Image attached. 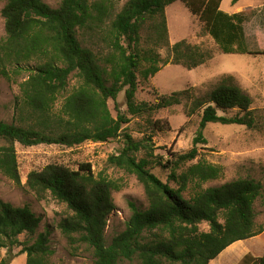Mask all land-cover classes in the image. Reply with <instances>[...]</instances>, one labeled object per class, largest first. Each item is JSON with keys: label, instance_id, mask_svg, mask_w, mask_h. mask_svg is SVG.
<instances>
[{"label": "trees", "instance_id": "trees-1", "mask_svg": "<svg viewBox=\"0 0 264 264\" xmlns=\"http://www.w3.org/2000/svg\"><path fill=\"white\" fill-rule=\"evenodd\" d=\"M238 0H234L236 3ZM182 2L198 17L203 30L224 54L259 55L247 48L243 12L227 14L222 0H129L116 11L110 0H62L52 8L42 0H7L1 10L6 37L0 42V76L17 83L29 123L0 121V172L20 185L15 145L41 144L72 148L84 142L105 143L122 137L124 147L108 164L133 175L142 185L145 210L129 203L125 229L108 243L105 230L114 210L117 186L89 163L76 170L49 164L27 175L25 187L37 201L53 202L59 209L57 224L71 256L88 252L93 264H209L230 247L242 245L264 231L256 222L255 204L264 206L263 187L254 179H237L201 190L218 180L222 169L199 159L198 146L206 144L208 124L257 128L252 100L238 86L223 81L201 97L189 90L158 96L153 103L137 102L138 76L143 80L160 71L157 50L166 48L172 65L194 70L212 59L209 51L181 40L170 46L165 11ZM84 38L96 35L110 49L105 56L83 47ZM142 44L148 46L142 49ZM142 63L146 67H142ZM25 74L26 80L19 82ZM79 85L68 92L70 77ZM124 92L126 114L114 118L108 108ZM62 105L58 111V101ZM184 104L186 117H199L192 149L185 153L154 155L147 142L135 141L122 126L132 118L144 120L149 132L164 131L166 122L156 113ZM232 116H226L229 112ZM219 112L223 115H219ZM129 115L130 118L127 116ZM143 156L138 158V153ZM167 173L163 182L151 172ZM191 185L196 191L188 198ZM41 218L29 205L13 207L0 200V249L20 246L18 237L32 238ZM206 224L207 231L200 230ZM50 228L21 248L26 264H51ZM9 258L0 264H9ZM242 264H264L246 256Z\"/></svg>", "mask_w": 264, "mask_h": 264}, {"label": "rangeland", "instance_id": "rangeland-1", "mask_svg": "<svg viewBox=\"0 0 264 264\" xmlns=\"http://www.w3.org/2000/svg\"><path fill=\"white\" fill-rule=\"evenodd\" d=\"M52 8H57L62 0H42ZM95 1V0H90ZM116 11H120L129 0H110ZM222 0L220 9L227 14L243 12L246 21L243 24L247 48L251 52L264 53V7L260 4L264 0ZM7 0H0V42L5 39V23L1 10ZM257 6V7H251ZM168 41L170 46L186 40L202 51H209L212 59L194 70H187L182 66L172 65L169 52L166 48L157 50L160 59V71L148 80L138 76L137 102L153 103L158 96L170 95L174 92L189 90L193 97H201L211 91L218 84L225 81L238 86L251 100V109L256 113L257 128L248 130L238 125H221L210 123L204 130L206 144L199 145L197 150L199 159L222 169L218 180L201 185V190L219 187L237 179H254L263 187L264 196V54L240 55L222 53L214 41L203 30V24L198 17L193 16L182 2H175L165 11ZM78 38L83 47L91 49L98 56H105L108 49L100 37L89 34L83 38L78 31ZM142 49L148 48L142 44ZM142 67H146L142 63ZM25 74L19 82L26 80ZM79 85L76 77H70L68 92ZM62 105L59 100L55 106L58 111ZM111 115L116 118L117 112L126 114L124 92L119 93L116 101L107 102ZM28 110L24 107L17 83L7 82L0 76V121L8 124L23 126L29 123ZM229 112L226 116L234 115ZM219 115H223L219 112ZM129 118L130 116L127 115ZM154 119L166 122L168 128L164 131L149 132L141 118H132L129 124L123 125L124 133H128L135 141L147 142L153 148L154 155L169 153H185L192 149V141L196 135L199 117H186L184 104L164 109L155 114ZM4 143L0 141V146ZM124 147V139L118 137L105 143L87 141L81 145L68 148L59 145H37L23 147L15 145L17 162L20 174V185L7 178L0 172V200L19 208L29 205L32 212L41 218L36 235L32 238L26 235L18 237L19 245L11 252L0 249V262L9 258V264H26V254L21 248L32 243L37 234L50 228V247L53 255L51 264H93L88 252L80 251L78 256H71L65 239L57 229L60 220L58 207L53 202L37 201L34 195L25 187L27 175L32 171H40L49 164H60L71 170H76L81 163H89L94 175L102 174L117 186L112 192L114 210L109 215L105 238L111 239L125 229V224L131 215L129 203H134L139 209L147 208V201L142 185L133 175L108 164V158L118 155ZM143 156V152L137 157ZM151 172L163 182L167 173L160 168H152ZM191 185L184 194L188 198L196 191ZM256 222L264 227V206L262 201L255 204ZM200 230L207 231L206 224L200 225ZM264 255V231L242 245L232 246L222 252L209 264H242L244 258L250 256L260 258Z\"/></svg>", "mask_w": 264, "mask_h": 264}, {"label": "crops", "instance_id": "crops-1", "mask_svg": "<svg viewBox=\"0 0 264 264\" xmlns=\"http://www.w3.org/2000/svg\"><path fill=\"white\" fill-rule=\"evenodd\" d=\"M258 1H260V0H258ZM221 3H222V2H221ZM260 6H261V7H264V3H261ZM251 7H257V6H251Z\"/></svg>", "mask_w": 264, "mask_h": 264}]
</instances>
